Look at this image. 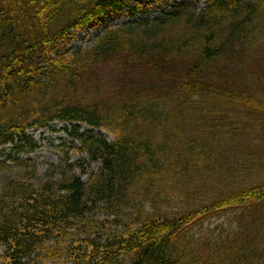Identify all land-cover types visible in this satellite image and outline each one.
Wrapping results in <instances>:
<instances>
[{"label":"trees","instance_id":"1","mask_svg":"<svg viewBox=\"0 0 264 264\" xmlns=\"http://www.w3.org/2000/svg\"><path fill=\"white\" fill-rule=\"evenodd\" d=\"M198 2L0 0V264H264V0ZM119 54L158 77L105 102ZM57 120L82 156L47 164Z\"/></svg>","mask_w":264,"mask_h":264},{"label":"rangeland","instance_id":"2","mask_svg":"<svg viewBox=\"0 0 264 264\" xmlns=\"http://www.w3.org/2000/svg\"><path fill=\"white\" fill-rule=\"evenodd\" d=\"M198 1L199 2L197 4V7L199 8V10H203L206 4V0H198ZM159 12L160 10L156 9L155 12H152L150 16H156L158 15ZM131 20L132 19L121 18L113 22L112 25H123L125 22H131ZM170 33L175 34L176 29L171 28ZM80 34L82 35V37H84V39L82 40L76 39L74 42H72V44L69 45V48L76 45H80L83 47L91 46L92 40L97 34V30L90 29L88 33L87 31L83 30L80 32ZM255 55L257 58H262L264 54L260 51H257ZM251 60L253 62L255 61L253 59ZM92 72L93 74L90 76V85L92 86V92L94 94H97L98 98L105 102L113 98L116 92L119 90V86L121 84L124 85L127 80L135 81L136 77L141 74L147 75L149 79L158 77V75H152L148 73L147 70H145L142 66L138 67L129 64L128 58L124 54L117 55L116 58L112 62H110V64L104 65L101 71H92ZM261 72L264 73L263 66ZM113 77L114 80L112 81ZM159 81H161V84L158 85V88H163L164 83H166L165 77H160ZM97 82H102L99 88L97 87L96 84ZM136 84L139 85L140 83L137 82ZM144 84L146 88L149 89L151 88V86L149 87L150 85L149 81H145ZM128 89L126 92H128ZM67 125L68 124H66L65 122L57 120L47 128L32 129L30 131V133L33 134L35 139L41 145V148L38 152V156H40L41 159L45 161L47 164L52 162H56V163L62 162L64 161L65 158H71L70 161H75L79 159L80 156H82V152L80 151V149H73L70 146L69 138L67 136L66 131L64 130V127ZM103 133L106 134L107 132L103 131ZM110 138H112L111 135ZM226 220L227 218L226 219L214 218L212 220H209L206 223H204L201 230L195 229L193 230L192 234L196 235V238L199 239L201 242L208 241L211 239L212 242L214 241L213 243L211 242L212 243L211 246H216L220 239L217 237L222 235L221 228L224 227L223 225H226L225 224ZM226 235L228 236L229 234H227V232L223 234L225 241H226L225 239ZM251 236H256V232L253 231ZM184 245L185 244H183V246ZM198 248L197 246L191 244L190 247L188 246L187 248H185L184 252L187 253L188 251L191 250L190 251L191 256L194 254L195 256L200 255L201 257L203 256V258H205L204 255H201V252L199 251Z\"/></svg>","mask_w":264,"mask_h":264}]
</instances>
